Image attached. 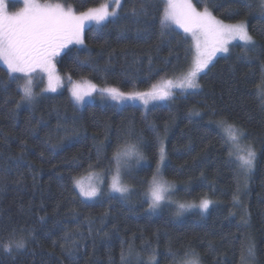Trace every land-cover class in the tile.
<instances>
[{"label":"trees","instance_id":"16d2710c","mask_svg":"<svg viewBox=\"0 0 264 264\" xmlns=\"http://www.w3.org/2000/svg\"><path fill=\"white\" fill-rule=\"evenodd\" d=\"M52 1L83 12L106 0ZM141 3L144 12L133 15L131 8ZM194 3L224 21L246 20L255 43L232 44L198 78L199 89L175 92L174 99L148 110L135 104L80 106L66 90L27 105L17 87L21 79L0 64V243L10 236L26 240L24 249H0V264H152L150 258L184 264L190 250L201 264H264V96L257 88L264 84V6L262 0ZM122 4L117 18L86 28L83 46L63 50L57 61L62 74L140 92L190 66L191 38L172 24L161 27L165 0ZM192 109L200 114L190 117ZM221 120L246 133L244 142L256 153L251 171L239 169L235 155L229 158ZM137 137L148 161L132 170L125 198L108 191L107 170L110 162L114 170L117 145ZM162 143L164 177L185 185L181 198L214 199L207 211L181 217L172 207L149 209L143 191ZM94 169L107 173V183L89 201L73 177Z\"/></svg>","mask_w":264,"mask_h":264},{"label":"snow or ice","instance_id":"6c2138e0","mask_svg":"<svg viewBox=\"0 0 264 264\" xmlns=\"http://www.w3.org/2000/svg\"><path fill=\"white\" fill-rule=\"evenodd\" d=\"M24 7L16 12L9 13L5 0H0V60L7 65L10 74L22 73L25 80L17 87L21 92V100L31 102L35 99L33 90L32 74L40 69L47 74V90L55 91L61 83V77L56 74L54 58L68 44H83V31L86 22L94 23L97 27H103L111 18L119 16V10L123 6L122 0H108L100 4L99 7L89 8L77 14L71 7H65L60 3H40L38 0H23ZM264 3V0H262ZM133 15L144 12L141 3L139 9L135 5L131 8ZM161 27L165 28L171 24L178 25L185 33H190L195 41L196 55L191 68L178 79H164L159 83L151 85L150 89L143 92H124L117 87L98 88L96 84L89 80L73 82L69 77L71 98L79 105L85 101V97H90L92 93L99 92L112 100L122 103L126 100H140L145 106L150 101H166L175 98V91L181 93L188 90L200 88L198 78L206 72L212 63L217 52H227L228 44L232 40L239 39L248 47L255 43L252 35L249 34L245 22L226 24L216 19L207 6L203 11H198L191 3V0H166V7L161 17ZM78 64L86 63L77 59ZM259 93L264 96V84L257 86ZM195 109L190 110V117L199 115ZM227 133V140L223 143L230 144L229 158L236 157L238 167L244 172L252 170L255 164L256 153L250 143L242 144L246 138V133L235 123L227 120L217 122ZM131 136V133H129ZM142 138L137 137L135 142L125 141L123 145H117L113 153L114 170L110 166L108 191L118 193L121 197H127L132 188L124 182L123 175L127 172L130 161L139 163L145 157L140 150ZM159 143V140H158ZM159 159L156 169L151 178L146 180L147 188L143 191V196L148 201V207L156 210L165 202L175 203V215H182L185 211L199 207L206 211L212 201L202 199L198 205L191 203H179L171 199L175 185L163 177L162 168L165 165V149L161 145L158 149ZM99 155V154H98ZM93 169L94 165H88ZM95 181V182H93ZM73 184L79 189L82 197L94 198L102 194L101 184L103 179L100 173L90 171L88 182L83 178L73 177ZM12 236L15 235L13 230ZM26 246V240L9 238L8 243H0V249L11 253L13 250H21ZM250 257L253 247L247 249ZM175 255L174 253H170ZM186 259L184 264H200V258L194 250L184 254ZM122 259L124 254H121ZM155 264L154 258H150ZM242 261L245 259L241 256Z\"/></svg>","mask_w":264,"mask_h":264},{"label":"rangeland","instance_id":"374dc122","mask_svg":"<svg viewBox=\"0 0 264 264\" xmlns=\"http://www.w3.org/2000/svg\"><path fill=\"white\" fill-rule=\"evenodd\" d=\"M122 1H123V0H122ZM13 2H19L20 5H19V6H14V7H12V6H11V3H13ZM38 2H40V3H52V4H56V3H54L52 0H38ZM106 2H108V0H106V1L103 2V3H106ZM165 2H166V0H165ZM5 3L7 4V8H8L9 13H13V12L19 11V10H21V9L24 7V2H23V0H5ZM103 3H102V4H103ZM191 3L195 6V8H196L198 11H203V10H204V8H203V9L198 8V7L196 6V4L194 3V0H191ZM62 5H63V4H62ZM64 6H65L66 8H67V7H71V8H73L77 14L80 13L79 11H77V10L75 9V7H74L73 5H64ZM99 6H100V5L95 6V7H91V8H96V7H99ZM263 6H264V3H263ZM87 10H88V9H87ZM85 11H86V10H85ZM209 11H210V10H209ZM210 12H211V11H210ZM211 13H212V12H211ZM212 15H213L216 19H218V20H220V21H222V22H224V23H226V24H233V23H237V22H241V21H242V22H245L246 25H247V28H248V24H247V21H246V20H241V21H236V22H228V21H224V20H221V19L217 18L213 13H212ZM90 25H95V24H94V23H87V22H86L85 27H84V31H83V41H84V43H83L82 45H81V44H75V43L68 44V45H67L64 49H62V50L60 51V53L54 58L53 63H54V65H55V71H56V74L59 75V76L61 77V83H60V85L57 86L56 90H55V91L47 90V74L44 73L42 70L37 69V70L32 74V79H33V90H34V93H35V99H34L33 101H31V102L24 101L25 104H27V105H33V104L35 103V101L37 100V98L40 97L41 95H44V94H49V93H51V94H55V93H59V92H61V91H63V90H66L67 92L70 93V89H71V86H72V85L69 83V77H71V80H72L73 82H79V81H82V79H84V80H89V81H91L92 83L96 84L98 88L106 87V86H100L99 84H97L96 82L92 81V80L89 79V78L74 79L72 76H68V75L62 74V73L59 71L58 66H57V61H58L59 55L63 52V50H66V49H67L68 47H70L71 45L83 46V45L85 44V30H86V28H87L88 26H90ZM172 25H174L175 27H177L178 29H180V30L183 31V29L180 28L178 25H175V24H172ZM248 31H249V29H248ZM183 32H184V31H183ZM186 34L191 38L192 46H193V57H192V61H191L190 66H189L184 72H182L181 74H177V75H175V76H171V77H162V78H161L160 80H158L156 83H159L161 80H164V79H174V80H176V79H178L180 76H182L183 74H185L187 71L190 70L191 65H192V62H193V59H194V57H195V55H196V50H195V41H194L193 37L191 36L190 33H186ZM249 34H250V32H249ZM250 35H251V34H250ZM253 38H254V37H253ZM254 41H255V39H254ZM236 42H241V43H243V42L240 41L239 39H236V40H232V41H230L229 44H228V51H227V52H217L216 55L213 57L212 62H213V61H214L219 55L228 53L229 50H230L231 45L234 44V43H236ZM0 64L3 65V66L7 69V65L4 64V62H3L2 60H0ZM211 64H212V63H211ZM211 64H210V65H211ZM210 65H209V66H210ZM11 75L18 76V77L21 79V84H22V83L24 82V80H25V77H24V75H23L22 73H12ZM149 89H150V88H148V89H146V90H141L140 92L147 91V90H149ZM121 91H123V90H121ZM188 91H190V90H188ZM188 91H187V92H188ZM124 92H130V91H124ZM175 92H180V91H179V90H176ZM97 102H99V103H115V104H117L118 106H124V105H126V104H135V105H140V106L143 107L145 110H148L150 107H152V106H154V105H158V104H166V103L168 102V100H166V101H159V100H158V101H150V103H149L147 106H145V105L143 104V102L140 101V100H126V101H124V102H122V103H118L117 101L112 100L110 97H108V96H106V95H101V94L97 91V92L92 93V95H91L90 97H85V101H84L83 103L79 104V105H80V106H84V105H86L87 103H97ZM241 143H242V144H246V143L244 142V140H242ZM161 145H162V146L164 147V149H165V163H166V161H167V149H166V144H165V143H162ZM140 150L142 151V153H143V155H144L145 158H144L143 160H141L139 163H137L135 160L130 161V166H129L127 172L123 175V180H124V182L127 183V184L130 185V186H131V184H130V175H131L132 170H133L135 167H137V166H142V165L146 164L147 161H148V160H147V157H146V155H145V153H144V151H143V149L141 148V146H140ZM163 167H164V166H163ZM90 171H95V172L101 174L102 179H103V184H101L100 186H101V188H102V190H103V187H104V186L106 185V183H107V173H105L103 170H97V169L90 170ZM90 171H89V172H90ZM89 172H87V173H85V174H83V175H79V176H77V177H75V178H83L84 181H85V183H87V182H88V173H89ZM162 173H163V168H162ZM163 177H164V175H163ZM164 178H165V177H164ZM165 179H166V178H165ZM166 180H168V179H166ZM168 181H170L171 183H173V184L175 185V189L173 190V193H172V195H171V199H172L173 201H176V202H179V203H191V204H196V205H198L202 199H208V200L212 201L213 204L215 203V200H214V199L211 200L210 198H207V197L201 198L200 201H199V200L190 199V198H181V197H180V194H179V193H180L179 191L182 190V189L185 187V185H184V184H180L179 182L174 181V180H168ZM93 182H95V181H93ZM77 190L79 191L78 188H77ZM114 194H118V193H114ZM119 195H120V194H119ZM99 196H100V195H99ZM99 196L94 197V198H86V197H84V199L91 201V200H95V199H97ZM198 201H199V202H198ZM211 205H212V203L209 205V208H210ZM166 207H172V208L176 211V204H175V203H168V202H165L164 204L161 205L160 208H158V209H156V210H152V211H154V212H159V211H161L163 208H166ZM209 208H208V209H209ZM208 209H207V210H208ZM207 210H206V211H207ZM196 211L205 212V211H202L199 207H195V208H192V209H189V210L185 211L182 215H179V216L183 217V216L188 215V214L191 213V212H196ZM200 264H201V263H200Z\"/></svg>","mask_w":264,"mask_h":264}]
</instances>
